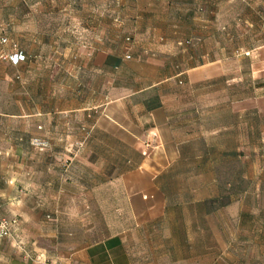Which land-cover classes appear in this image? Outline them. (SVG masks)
Segmentation results:
<instances>
[{
	"label": "crops",
	"instance_id": "obj_1",
	"mask_svg": "<svg viewBox=\"0 0 264 264\" xmlns=\"http://www.w3.org/2000/svg\"><path fill=\"white\" fill-rule=\"evenodd\" d=\"M147 1L135 15L142 21L130 51L110 37L94 41L91 56L62 60L58 83L49 58L43 107L21 109L18 88L12 111L0 110V218L16 221L0 237V264H153L140 263L130 244L134 229L165 210L160 179L177 145L169 101L180 86L223 82V58L209 59L223 49V18L264 27V0H157L161 24L150 20L157 11ZM13 44L25 60L0 59V67L32 66L15 42L0 44V52ZM248 50L259 90L264 39ZM34 139L46 147H34ZM89 210L92 217L107 211L108 235L96 223L85 229Z\"/></svg>",
	"mask_w": 264,
	"mask_h": 264
},
{
	"label": "rangeland",
	"instance_id": "obj_2",
	"mask_svg": "<svg viewBox=\"0 0 264 264\" xmlns=\"http://www.w3.org/2000/svg\"><path fill=\"white\" fill-rule=\"evenodd\" d=\"M150 2L157 11L150 20L161 24L162 7ZM147 6V0H0V37L33 58L30 67H0V110L12 111L18 88L21 109L43 107L49 58L58 83L62 60L91 56L94 41L110 37L130 51L131 32L142 21L135 15ZM236 22L243 25L223 18V49L210 51V60L223 58V82L194 91L180 86L179 98L169 101L177 109L171 131L177 145L169 147L176 155L160 179L163 215L134 229L130 249L140 263L264 264V88L254 89L248 50L264 39V27ZM85 212V229L96 223L101 236L110 233L106 210Z\"/></svg>",
	"mask_w": 264,
	"mask_h": 264
},
{
	"label": "built area",
	"instance_id": "obj_3",
	"mask_svg": "<svg viewBox=\"0 0 264 264\" xmlns=\"http://www.w3.org/2000/svg\"><path fill=\"white\" fill-rule=\"evenodd\" d=\"M7 38L4 36L0 37V44H6ZM12 52H0V59L3 61H7L10 64L18 65L20 62L24 61L26 56L22 52L18 51L16 44L12 45ZM126 58H129L127 55ZM32 145L37 148L46 147V143L39 139H34ZM147 146H150V143H147ZM16 223L15 220H8L5 218H0V237L9 236L11 226Z\"/></svg>",
	"mask_w": 264,
	"mask_h": 264
}]
</instances>
